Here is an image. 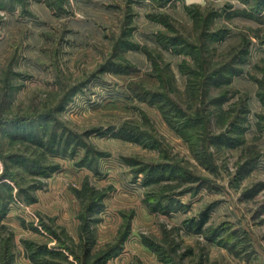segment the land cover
I'll use <instances>...</instances> for the list:
<instances>
[{"label":"rangeland","instance_id":"obj_1","mask_svg":"<svg viewBox=\"0 0 264 264\" xmlns=\"http://www.w3.org/2000/svg\"><path fill=\"white\" fill-rule=\"evenodd\" d=\"M255 2L0 0V264H264Z\"/></svg>","mask_w":264,"mask_h":264},{"label":"trees","instance_id":"obj_2","mask_svg":"<svg viewBox=\"0 0 264 264\" xmlns=\"http://www.w3.org/2000/svg\"><path fill=\"white\" fill-rule=\"evenodd\" d=\"M61 3H64V2H66V0H59ZM256 2L254 3L255 5L254 6H252V8L253 9H251L249 12L251 13V15L254 17V18H256L257 20H259L260 22H264V0H255ZM250 3V2H249ZM60 5V8L61 7H64V6H62L61 4H59ZM51 6H52V3H51ZM217 35V36H216ZM224 35L222 34V36H221V34H215L214 35V37L213 38H215V39H219V38H221V37H223ZM195 54V52L193 53V55ZM232 70H236L235 68H234V65H233V63L232 62H228L227 64H224V65H222V66H220V67H218V68H215L214 70H211L210 71V74L208 75V80H210V82L211 83H214V84H219L218 83V81L217 80H215V78L216 77H218V76H221V77H224L225 76V79H226V82H228L229 81V77L227 76V75H231L232 73ZM237 71V70H236ZM235 71V72H236ZM228 73V74H227ZM158 95V94H157ZM261 96H263V98H264V94L263 95H261ZM225 98V97H224ZM170 99V98H169ZM222 100H223V98H222ZM171 101V100H170ZM171 104H173L174 106H175V104H174V102H170ZM178 108H180V107H178ZM181 109V108H180ZM178 111H180L181 113H183V111H181V110H178ZM178 113V112H177ZM184 114V113H183ZM182 114V115H183ZM184 115H186V114H184ZM187 116V115H186ZM191 118V120H193V119H195L194 121H196V118H197V116L196 117H194V116H192L191 114H188V117H187V119L190 121V118ZM21 121H23V120H19V119H13V120H0V130H5V127H7V125H9L10 123H12V125H16V127H17V129H24V130H26L27 129V124L25 123V122H21ZM33 130H28V132L29 133H31ZM28 133V134H29ZM32 135V134H31ZM27 163L28 162H31V163H33L34 164V161L33 160H27L26 161ZM6 175V172L5 173H3L2 175H1V178L3 179L4 178V176ZM7 178H9V176H7ZM5 179V178H4ZM7 181V180H6ZM2 198V196H1V194H0V199ZM6 207H5V210L4 211H2V213H1V217H3L4 215H5V211H6ZM0 217V218H1ZM207 217H208V214L207 213H204V217H203V219H202V221L200 222V225H201V227H203L204 226V224L206 223V220H207Z\"/></svg>","mask_w":264,"mask_h":264}]
</instances>
